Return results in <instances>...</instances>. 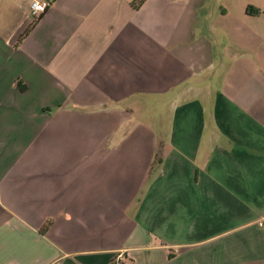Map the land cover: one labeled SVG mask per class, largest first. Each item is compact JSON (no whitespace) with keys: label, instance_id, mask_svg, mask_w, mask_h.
I'll list each match as a JSON object with an SVG mask.
<instances>
[{"label":"crops","instance_id":"obj_1","mask_svg":"<svg viewBox=\"0 0 264 264\" xmlns=\"http://www.w3.org/2000/svg\"><path fill=\"white\" fill-rule=\"evenodd\" d=\"M30 1L0 0V264H264V6Z\"/></svg>","mask_w":264,"mask_h":264},{"label":"built area","instance_id":"obj_2","mask_svg":"<svg viewBox=\"0 0 264 264\" xmlns=\"http://www.w3.org/2000/svg\"><path fill=\"white\" fill-rule=\"evenodd\" d=\"M53 0H31L27 7V12L30 17L35 19L40 14H42L47 6L52 2ZM123 259L122 253H117L114 256V263L117 264Z\"/></svg>","mask_w":264,"mask_h":264},{"label":"rangeland","instance_id":"obj_3","mask_svg":"<svg viewBox=\"0 0 264 264\" xmlns=\"http://www.w3.org/2000/svg\"><path fill=\"white\" fill-rule=\"evenodd\" d=\"M222 3L237 9H250L252 6H264V0H221Z\"/></svg>","mask_w":264,"mask_h":264},{"label":"trees","instance_id":"obj_4","mask_svg":"<svg viewBox=\"0 0 264 264\" xmlns=\"http://www.w3.org/2000/svg\"><path fill=\"white\" fill-rule=\"evenodd\" d=\"M141 2H142V0H136V4H134V6L136 7V6L139 5ZM46 225H47V223H46ZM46 225H44V227H45Z\"/></svg>","mask_w":264,"mask_h":264}]
</instances>
